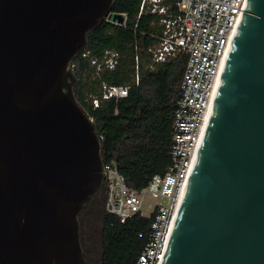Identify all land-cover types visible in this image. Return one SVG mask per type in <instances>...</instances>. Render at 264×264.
I'll use <instances>...</instances> for the list:
<instances>
[{"label":"water","instance_id":"obj_1","mask_svg":"<svg viewBox=\"0 0 264 264\" xmlns=\"http://www.w3.org/2000/svg\"><path fill=\"white\" fill-rule=\"evenodd\" d=\"M112 3L0 0V264H86L102 143L70 62ZM161 264H264V0L245 1Z\"/></svg>","mask_w":264,"mask_h":264},{"label":"built area","instance_id":"obj_2","mask_svg":"<svg viewBox=\"0 0 264 264\" xmlns=\"http://www.w3.org/2000/svg\"><path fill=\"white\" fill-rule=\"evenodd\" d=\"M246 0H141L138 17L143 11L157 18L160 34L157 44L150 49L149 69L184 54V69L177 88L172 115L169 163L163 174H155L141 188L129 187L116 165L102 157V183L104 186V213L114 215L125 223L141 213L147 206L150 213L147 240L141 249L137 264H161L174 218L199 142L208 118L222 65L233 38ZM105 19L115 25H124L121 19ZM78 54L88 58L89 51ZM77 54V55H78ZM75 57L70 62L75 69ZM118 53L104 52L101 59L92 58L95 72L112 70L117 65ZM138 56H135V73L131 84L110 85L103 83L100 97L92 96L93 108L101 101L119 99L128 95L132 84L140 80ZM102 141V137H99ZM151 199L153 202H147ZM143 233H139V237Z\"/></svg>","mask_w":264,"mask_h":264},{"label":"trees","instance_id":"obj_3","mask_svg":"<svg viewBox=\"0 0 264 264\" xmlns=\"http://www.w3.org/2000/svg\"><path fill=\"white\" fill-rule=\"evenodd\" d=\"M141 0H113L110 13L125 14V24L115 25L105 18L87 33L88 58L75 56L74 93L77 101L93 118L97 135L102 137L101 155L112 161L131 188L145 186L155 174H163L169 163L172 115L185 56H178L149 69L151 51L160 34L157 18L147 11L138 17ZM113 16V15H112ZM118 53L112 70L95 72L92 58L104 52ZM138 56L140 80L132 84L126 97L101 101L93 108L92 96L100 97L102 84H131ZM98 196V195H97ZM102 223L100 264H137L146 243L150 218L135 215L120 223L102 208L90 209ZM104 204V198H103ZM80 213V215H81ZM143 236L139 237V233Z\"/></svg>","mask_w":264,"mask_h":264},{"label":"rangeland","instance_id":"obj_4","mask_svg":"<svg viewBox=\"0 0 264 264\" xmlns=\"http://www.w3.org/2000/svg\"><path fill=\"white\" fill-rule=\"evenodd\" d=\"M108 17L111 19L112 15H109ZM103 198L104 192L101 191L97 198L93 201L92 205L89 207V210L102 208ZM147 202L152 203L153 201L148 199ZM141 213L147 217L149 216L150 211L147 206H143ZM82 225L83 228L80 239L84 245V249L87 250L85 253V257L87 259L86 264H100L102 223L96 216H94V214H91L90 211H87V213H84L82 216Z\"/></svg>","mask_w":264,"mask_h":264},{"label":"flooded vegetation","instance_id":"obj_5","mask_svg":"<svg viewBox=\"0 0 264 264\" xmlns=\"http://www.w3.org/2000/svg\"><path fill=\"white\" fill-rule=\"evenodd\" d=\"M102 192H104V187L102 189ZM84 213H87V211L84 212ZM84 213H81V215H79L80 236H81V232H82V228H83V225H82V216H83ZM81 245H82V248H83V251H84V255H85V253H86L87 250L84 249V245L82 244V241H81ZM85 260L87 261L86 257H85Z\"/></svg>","mask_w":264,"mask_h":264}]
</instances>
